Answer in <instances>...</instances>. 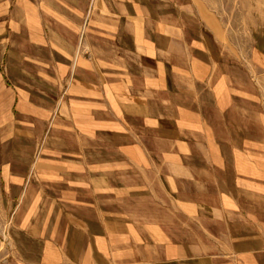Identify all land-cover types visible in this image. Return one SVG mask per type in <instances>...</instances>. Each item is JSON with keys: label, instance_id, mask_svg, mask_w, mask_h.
<instances>
[{"label": "crops", "instance_id": "1", "mask_svg": "<svg viewBox=\"0 0 264 264\" xmlns=\"http://www.w3.org/2000/svg\"><path fill=\"white\" fill-rule=\"evenodd\" d=\"M222 4L0 0L18 264H264V34Z\"/></svg>", "mask_w": 264, "mask_h": 264}, {"label": "rangeland", "instance_id": "2", "mask_svg": "<svg viewBox=\"0 0 264 264\" xmlns=\"http://www.w3.org/2000/svg\"><path fill=\"white\" fill-rule=\"evenodd\" d=\"M215 1L223 3L222 7L218 8L221 12L218 17L222 24L225 28L236 29L239 38L250 39L252 32L257 36L264 34V0ZM248 48L250 47H241V51L248 52ZM257 82L264 88L263 80L257 79ZM15 193L4 190L0 185V264H18V244L20 246L23 243L24 250L27 251H35L38 248L37 242L20 238V235H17L13 222L14 208L9 206V199L14 197Z\"/></svg>", "mask_w": 264, "mask_h": 264}]
</instances>
